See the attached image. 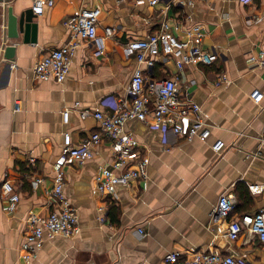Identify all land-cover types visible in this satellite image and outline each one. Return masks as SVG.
Returning a JSON list of instances; mask_svg holds the SVG:
<instances>
[{"label": "crops", "instance_id": "1", "mask_svg": "<svg viewBox=\"0 0 264 264\" xmlns=\"http://www.w3.org/2000/svg\"><path fill=\"white\" fill-rule=\"evenodd\" d=\"M35 1H0V264H163L173 250L210 249L264 264L257 238L245 233L231 240L229 221L211 219L225 192L238 196L241 212L264 208V192L251 190L264 187V96L260 102L252 97L256 89L264 94V20L256 21L264 17V0H55L35 18L36 41L24 42L22 33L8 38V7L20 14ZM85 6L101 9L100 36L108 26L114 30L104 50L83 41L63 82L37 79L35 62L69 40L65 21ZM164 20L180 37L201 25L203 47L219 53L213 64H189L182 71L175 59L161 55L145 70L149 79L177 76L180 91L201 106L211 136L188 140L170 128L128 121L125 130L138 140L140 158L150 159L148 175L131 187L119 186L115 196H105L96 181L99 169L114 161L108 143L83 163L68 160L64 190L78 210L81 230L47 237L37 256L27 259L29 217L47 216L55 206L54 164L64 134L81 145L99 130L94 115L82 117V110L109 111L108 99L126 95L137 60L125 54V45L148 37ZM8 45L15 46L12 59L6 57ZM217 139L226 144L219 153L213 149ZM35 177L41 178L37 188L31 184ZM5 180L21 194L14 211L2 197Z\"/></svg>", "mask_w": 264, "mask_h": 264}, {"label": "built area", "instance_id": "2", "mask_svg": "<svg viewBox=\"0 0 264 264\" xmlns=\"http://www.w3.org/2000/svg\"><path fill=\"white\" fill-rule=\"evenodd\" d=\"M159 0H150L156 4ZM176 3H191L193 0H174ZM254 0H245L252 2ZM55 0H36L33 11L39 15L45 6H52ZM101 9L98 7H81L73 12L65 21L71 36L63 45L50 49L42 55L34 65L37 79H54L63 82L71 70V61L81 43H98L103 51L106 38L113 35L114 30L108 26L105 35L98 34ZM260 16L256 21H262ZM202 26L196 25L180 37L173 32L168 20L161 22L160 28L146 38L130 40L124 47L127 56H134L137 65L133 70L130 84L125 96L111 97L106 103L107 110H82V117L93 114L99 122V130L93 132L81 145L73 143L69 132L64 134L62 155L54 164L56 175L52 190L55 206L47 216L32 214L29 217V228L25 234L23 250L25 257H36L43 248L47 237L74 236L81 230L79 213L76 206L67 197L65 187L64 166L68 160L78 163L90 158L96 148L109 144L112 148L114 161L110 166L99 169L96 181L98 189L105 196L117 195L119 186L131 187L140 177H147L148 157L140 158V144L133 134L125 130V124L131 120L153 123L156 126L170 128L175 134L185 136L188 140L199 138L208 140L212 129L205 120L201 106L185 97L180 91L178 77L149 79L145 70L152 68L158 56L164 55L175 59L179 71L189 64H213L219 59L215 50H207L202 45ZM264 64V52L260 55ZM143 65L146 67L144 68ZM224 77L223 79H225ZM264 94L256 89L252 93L255 101L260 102ZM17 109L20 108L17 103ZM108 108V109H109ZM69 111L64 112L68 120ZM225 141L217 139L213 149L221 152ZM34 162V159H31ZM40 177L32 178L33 188H37ZM256 193L264 192L260 185L251 186ZM2 197L7 201L8 210L17 209L21 194L11 180L2 183ZM239 200L232 192L222 193L211 213V219L219 222L228 220L227 236L238 240L243 234L249 233L259 240L264 250V208L253 213L240 214ZM163 264H252L238 259L233 252L223 253L218 250H173L164 257Z\"/></svg>", "mask_w": 264, "mask_h": 264}, {"label": "water", "instance_id": "3", "mask_svg": "<svg viewBox=\"0 0 264 264\" xmlns=\"http://www.w3.org/2000/svg\"><path fill=\"white\" fill-rule=\"evenodd\" d=\"M7 13L8 38H18L22 33L24 34V42H33L37 40L36 36L38 31V24L35 21L37 14L34 13L33 8L25 9L20 14H16L14 12V8L12 6H9ZM5 52L6 57L12 59L15 54V46H6Z\"/></svg>", "mask_w": 264, "mask_h": 264}, {"label": "trees", "instance_id": "4", "mask_svg": "<svg viewBox=\"0 0 264 264\" xmlns=\"http://www.w3.org/2000/svg\"><path fill=\"white\" fill-rule=\"evenodd\" d=\"M24 165V172L26 173V174H30L31 173V168H30V166H28L27 165V168H25V164H23ZM237 196V195H236ZM238 197V196H237ZM241 198H242V196H241ZM238 200H239V198H238ZM244 202L246 203V202H248V199L247 200H245L244 199ZM244 208V206H242V204L240 203V200H239V204H238V212L240 213V214H244V213H247V212H241V210Z\"/></svg>", "mask_w": 264, "mask_h": 264}]
</instances>
